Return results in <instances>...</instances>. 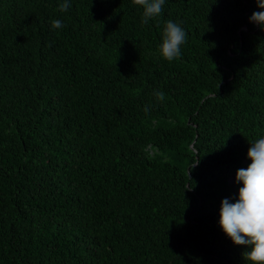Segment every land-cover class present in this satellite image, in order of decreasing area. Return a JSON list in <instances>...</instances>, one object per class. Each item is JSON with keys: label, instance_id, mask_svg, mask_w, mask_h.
<instances>
[{"label": "trees", "instance_id": "16d2710c", "mask_svg": "<svg viewBox=\"0 0 264 264\" xmlns=\"http://www.w3.org/2000/svg\"><path fill=\"white\" fill-rule=\"evenodd\" d=\"M62 2L0 0V264H247L219 221L264 138L255 0Z\"/></svg>", "mask_w": 264, "mask_h": 264}, {"label": "clouds", "instance_id": "9594fccd", "mask_svg": "<svg viewBox=\"0 0 264 264\" xmlns=\"http://www.w3.org/2000/svg\"><path fill=\"white\" fill-rule=\"evenodd\" d=\"M132 3L142 8L141 22L148 25L150 20L163 13L165 0H132ZM255 3L261 11L253 12L249 22L264 30V0H255ZM70 8V0H63L58 10L67 12ZM51 26L53 30H58L65 25L56 19L51 21ZM188 39V33L180 23L168 20L162 32L160 57L170 63L176 61L181 57V48ZM153 96L158 102L165 99L163 91H154ZM144 111L149 112L150 106H145ZM250 144L247 158L251 164L236 172V183L243 185L239 188V198L235 203H231L229 198L222 200L219 226L235 246L251 248L243 254L247 264H264V138Z\"/></svg>", "mask_w": 264, "mask_h": 264}]
</instances>
